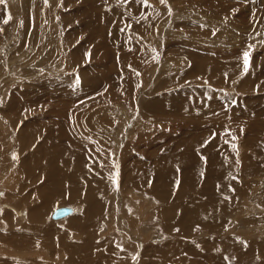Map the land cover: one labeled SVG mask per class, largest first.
I'll return each instance as SVG.
<instances>
[{"label": "rangeland", "instance_id": "1", "mask_svg": "<svg viewBox=\"0 0 264 264\" xmlns=\"http://www.w3.org/2000/svg\"><path fill=\"white\" fill-rule=\"evenodd\" d=\"M17 94L26 99H18L19 109L26 105L27 110L11 105ZM27 113L54 122L26 135L31 144L25 145L18 136L26 125L17 115ZM69 123L83 133L64 130ZM57 128L78 145L84 140L78 159H91L74 170L89 177L93 185L86 188L93 191L99 175L111 182L110 190L98 192L109 201L106 210L101 218L91 215L82 229L67 224L85 212L88 199L60 198L33 223L30 207L20 203L43 204L34 191L44 182L51 188L61 174L66 178L57 148L62 144L67 155L71 148ZM202 134L204 139L192 140ZM51 144L55 177L45 165L44 149ZM159 161L174 166L177 177H159L152 169ZM218 163L224 171L213 174ZM32 165L39 167L28 174ZM142 169L153 170V177L141 181ZM210 175L240 192L229 196L226 211L209 213L208 227L191 224L195 235L185 237L190 225L182 228L181 204L188 197L205 204L200 192ZM188 179L200 184L189 191ZM186 187L191 195L182 197ZM0 193V264H264V0H5L0 4ZM16 194L18 216L8 204ZM114 196L122 206L128 197L145 206L143 217L127 211L117 218ZM62 205L73 213L52 218ZM175 207L180 215L168 217ZM116 218L126 221L127 229L111 227ZM89 236L92 250H83L79 243ZM209 239L215 246L197 257L196 248ZM183 241L190 248L194 244V256L182 255Z\"/></svg>", "mask_w": 264, "mask_h": 264}, {"label": "bare ground", "instance_id": "2", "mask_svg": "<svg viewBox=\"0 0 264 264\" xmlns=\"http://www.w3.org/2000/svg\"><path fill=\"white\" fill-rule=\"evenodd\" d=\"M24 95H26V93H23ZM19 98H21L18 94L16 95V96H14L12 99H11V101H10V103H11V105L12 106H14V105H16V106H18V109H19V105H18V99ZM22 99V101L24 102H26V99H24V98H21ZM28 109V107L25 105L24 107H22V110H20L19 109V111L21 112V111H23V110H27ZM29 114H31V113H27V114H20V115H17V118H19L18 120L20 121V123L22 124V125H26L25 127H24V129H23V131H22V133H21V136H18L19 137V139H20V141L22 142L23 141V143L25 144V145H28V144H31V140H29L28 138H24L26 135H33V134H35V133H38V132H42V131H44V130H47V129H49V128H47V127H49V126H51L52 124H53V122H54V118H53V121H51V122H48V123H43L41 120H36V119H31V118H29L30 117V115ZM65 114H67V113H63V114H60L59 116H63V115H65ZM65 118H67V117H65ZM56 121V120H55ZM62 121V120H61ZM53 127V126H52ZM58 127V126H57ZM56 128V127H55ZM54 128V129H55ZM59 128V127H58ZM58 128H57V131H58ZM64 128V130H66L67 129V131H69V132H73V133H75V132H80V131H82L81 130V128L79 127V126H75V124H71V123H69V124H67L65 127H63ZM64 130H60V131H64ZM49 132V131H48ZM54 132V130L52 131V132H50L51 134H54L53 133ZM56 132V131H55ZM56 133H59V134H64V133H62V132H56ZM82 133H83V131H82ZM65 135V134H64ZM70 135V134H69ZM69 135L68 136H66V142H68V146L71 148V150H70V155H67V154H65L64 153V151H63V149H64V147H62V144H61V146L60 147H58L57 148V151H58V154H59V156H60V158L61 159H63V161H61V167L65 170V172H66V174H65V176H66V178H64L63 177V175L61 174V177L60 178H55L54 179V182H53V186L51 187V188H48L47 186H44L45 185V183L46 182H44V184L41 186V188H39V189H37L36 191H34L35 193H39V194H41L40 196H43L42 197V199L43 200H40V201H43V204H41V205H38V206H36L33 202H31L30 200H27V201H21L20 203L22 204V205H24V204H27L29 207H30V213H27L28 214V216H29V220H30V222L31 223H33L34 221H37V220H39V219H41V218H43V217H46V215H47V213L50 211V209H52L53 208V206H55L56 204V200H59L60 198L61 199H65V197L66 198H70V199H72V200H89L90 201V203H88L87 204V209L85 210V212H83L80 216H79V218L77 217V218H74V219H69V223L67 224V225H69L71 228H73L74 226H78V227H76L75 229H77V228H81V227H83L85 224H86V222H90L88 219L89 218H92V216L91 215H98V214H100L101 213V211L103 212V210H106V207H107V204H108V202L109 201H107L106 202V200H104L102 197H101V195L100 194H98V192L99 191H102V189L101 188H103L104 190L103 191H108V189H109V187H110V181H106V180H104V178H103V175H99V179H97V184H96V188H93V191L90 189V190H88L87 188L88 187H90L91 185H93L92 183H91V181H90V179H89V177H87V176H85L82 172H81V170H79V169H76V170H74V167H79L80 168V165H83V166H85V165H87V163H89V161H90V159H91V156H89V155H86L85 156V158H82L81 156H80V159H78V156H77V152L79 151L78 149L80 148V147H82L83 145H84V140H82L81 142L83 143H81V144H77V142L73 139V137L72 136H70L69 137ZM82 135V134H81ZM205 136L206 135H204V134H202V135H199V136H194V137H192V140H197L198 138L199 139H204L205 138ZM51 137V136H50ZM76 139H78L79 140V138L77 137V136H74ZM161 137V136H160ZM26 142H25V141ZM65 142V143H66ZM65 143H64V145H65ZM52 146L51 147H48V148H46V149H44L45 151H46V154H47V161H46V163H45V165H47L46 166V168H47V173H48V175H53L54 174V171H55V169H54V167H56L58 164H52V159H53V157L55 156V151H56V146L55 145H53V144H51ZM94 149V148H93ZM95 151V150H94ZM187 152V151H186ZM217 152V151H216ZM184 154H185V152H184ZM95 157H97V155H95ZM219 158V157H218ZM100 160V159H99ZM221 160V159H220ZM37 160L36 159H32V162H36ZM167 162V161H166ZM218 162V161H217ZM216 162V163H217ZM21 164H23V160L21 161ZM162 164H165L164 162H162ZM184 165H182L181 167H183ZM220 163H218V164H216L215 166H213V167H211V171H212V173L214 174V173H216V172H223L224 170L222 169V167L220 168ZM37 167H39V165H32L31 167H26V169H27V172H28V174H31L32 172H34L35 170H36V168ZM253 167H254V165H253ZM178 168V172H179V169H180V171H181V168L180 167H177ZM84 169H86V168H84ZM153 170H155V173L156 174H158V176L159 177H161L162 179H165L167 176H168V173H170V174H172L174 177H177V174H176V172H175V170H174V166H162L161 165V161H159L158 162V164L155 166V169L154 168H152ZM247 169V168H246ZM255 169V168H254ZM69 170H71V172L68 174V171ZM153 170H151V171H149V170H147V169H145L144 171H143V169H142V172H143V174L141 173V181H143V182H145L147 179H151L153 176L151 175V174H149V173H151ZM23 171V170H22ZM73 171H74V174H73ZM250 171V170H249ZM248 171V172H249ZM252 171H254V170H252ZM226 172V171H225ZM23 173V172H22ZM85 173V172H84ZM256 173V172H255ZM179 174V173H178ZM224 174H226V173H224ZM231 174V173H230ZM249 174H250V172H249ZM140 175V174H139ZM179 177L178 178H180V174L178 175ZM211 177H213L212 179H208V181H207V183L204 185L205 186V188L200 192L203 196H204V199H205V204L203 203L202 204V202L200 203L198 200H192L194 197H192V198H190V197H188V200L189 201H184V203H182L181 204V206H182V209H183V213H182V215H181V219H183V223H181V224H183L182 225V228H184V227H187V226H189V227H187V229H186V231H187V234H186V236L185 237H192L193 238V236L195 235V229L194 230H192V228H194L193 227V225H195L196 227H201V228H205V227H208L209 226V220H207L206 218L207 217H209V216H211V215H209V213H212V212H216L218 209H221L222 211H226L227 210V208L229 207V196H231V195H233L234 193H237V192H240V190L239 189H237V188H235V187H233V185H232V182L231 183H229L228 181H226V180H223V181H219V180H215L216 178H215V176L214 175H210ZM53 177H55L54 175H53ZM220 177V176H219ZM218 176H217V178H219ZM97 178V175L96 174H94L92 177H91V179L93 180V179H96ZM155 178H156V175H155ZM95 182H96V180H94ZM134 181V180H133ZM225 181V183H223ZM16 182V181H15ZM147 182H149V181H147ZM106 183L108 184V185H106ZM161 183V182H160ZM17 184V183H16ZM185 184H187V185H190V190L189 191H192V189L197 185H199L200 184V182H199V179H197V180H195V181H191L190 179H188L187 180V183H185ZM18 185H20V183L18 184ZM142 185V184H141ZM160 185H162V186H164L165 185V182L164 183H161ZM112 186V185H111ZM23 186H20V188H22ZM87 187V188H86ZM153 187V186H152ZM154 187H156V186H154ZM185 187V186H184ZM157 188H159V187H156V189ZM164 189H166V188H164ZM233 189H234V191H233ZM110 190V189H109ZM200 190V189H199ZM93 192H96V195H99V197L97 198L96 197V199L97 200H95V199H93L92 198V194L91 193H93ZM163 192V191H162ZM167 194V193H166ZM165 194V195H166ZM182 195V197L183 196H189V195H191L189 192H188V189H187V187L186 188H184L183 189V193L181 194ZM94 196H95V194H94ZM224 196H225V198H224ZM116 196H114V198H113V201H112V203H114V208H116V213H117V218L119 217L120 218V216H121V214L122 213H126L127 211H129V212H132V213H134L135 212V214H136V212H138L137 214H140L141 215V218L143 217L142 216V213H143V211L145 210L144 208H145V206H143L144 208H141L140 207V205L138 204V201L136 202L135 201V199H129V197H128V199L126 200V202L125 203H123V205L125 204V206H122V201H119V198H115ZM14 199H13V201H12V203H10V202H8V204L11 206V208H12V210L13 211H11V214H15V215H19V213H20V211H19V213L17 214L16 212V207L15 206H17L18 204H19V200H18V198H20L19 196H18V194H16L14 197H13ZM121 198H123V197H121ZM131 198V197H130ZM195 198H196V196H195ZM211 198V199H210ZM227 198V199H226ZM165 199H167L166 197H163V199L162 200H165ZM197 199V198H196ZM232 199H234V197L232 198ZM202 200V199H201ZM223 200L226 202V200L228 201V202H226L224 205H222L221 203L223 202ZM71 201V200H70ZM145 201V200H144ZM233 201V200H232ZM3 202V201H2ZM1 202V203H2ZM67 202V201H66ZM85 203V202H84ZM6 204V203H5ZM4 204V205H5ZM81 204V203H80ZM142 204V203H141ZM221 204V208H219L218 207V205H220ZM3 205V206H4ZM142 205H144V202H143V204ZM6 206H7V204H6ZM8 207V206H7ZM82 207V206H81ZM80 207V208H81ZM4 208V207H3ZM109 208V207H108ZM1 209H2V207H1ZM21 209V208H20ZM19 209V210H20ZM84 208H82V210H83ZM130 209V210H129ZM7 210H6V208L4 209V211L3 212H6ZM28 211V210H27ZM71 213H73V208H72V212H70V213H68L67 215H65V216H68L69 214H71ZM104 213V212H103ZM221 213V212H220ZM5 216H6V218L8 217V214H4ZM166 215H169L168 217H171V216H173V217H175L176 215H180V213L177 211V209H176V207L175 208H173V210L171 211H167L166 212ZM193 215V216H192ZM65 216H63V217H65ZM101 215H98L97 217L98 218H101L100 217ZM15 217L16 216H14V219H15ZM63 217H61V218H63ZM53 218V217H52ZM117 218H116V220L114 221L115 223L114 224H112V225H110L111 227H113L114 225H116V228H119L120 227V229H122V228H126L127 229V222L126 221H124V220H122V218L121 219H118L117 220ZM14 219H13V217H11V221L13 222L14 221ZM54 219H60V218H54ZM4 220V223H5V218L3 219ZM93 220H94V218H93ZM113 220V219H112ZM111 220V221H112ZM228 220V219H227ZM180 221H182V220H180ZM179 221V222H180ZM225 221V220H224ZM7 222H8V220H7ZM98 222V221H97ZM97 222H95L96 224H97ZM113 222V221H112ZM178 222V223H179ZM209 223V224H208ZM224 223V222H223ZM226 223H228V222H226ZM169 224V223H168ZM167 224V225H168ZM191 224H193V225H191ZM215 224V223H214ZM95 225V224H94ZM221 225V224H220ZM224 225V224H223ZM0 226H3V223H1L0 222ZM118 226V227H117ZM213 226V225H212ZM214 226H216V225H214ZM225 226V225H224ZM223 227V226H222ZM222 227H220V228H222ZM61 228V227H60ZM215 228V227H214ZM216 228H217V226H216ZM219 228V229H220ZM29 229H31V228H29ZM38 229V228H37ZM82 229V228H81ZM91 229V228H90ZM210 229H211V227H210ZM209 229V230H210ZM57 232H58V230L57 229H55ZM179 230H181V229H179ZM201 230V229H200ZM202 230H204V229H202ZM213 230V229H212ZM215 230V229H214ZM59 231H63V229L62 230H59ZM49 232V231H48ZM83 232V231H82ZM184 232V231H183ZM47 233V232H46ZM45 233V234H46ZM68 234H71V231H70V233L68 232L66 235H68ZM84 234H86V233H84ZM184 234V233H183ZM46 235H50L52 238H54V236H53V234L51 233V234H46ZM45 235V236H46ZM59 235H61V234H59ZM64 235H65V232H64ZM193 235V236H192ZM22 237H24V235H22ZM42 237V236H41ZM182 237V236H181ZM34 238V237H33ZM87 238V237H86ZM85 238V240L83 241V242H80L79 243V246L83 249V250H86V248H91V246L89 245V243H93V241H88V239H93L94 237L92 236H89V238H87L86 239ZM2 239V238H1ZM62 239V238H61ZM66 239V238H65ZM64 240V239H63ZM207 244H205L204 246H200L199 248H196V252H195V246H194V244H193V246H192V248H190V244L191 243H187V242H185V241H183V242H185L183 245H179L182 249H183V251H182V255H184V254H186V255H191V254H193V256H194V254L196 253V254H198V256L197 257H199V255H201L203 252H205V250H207V248L209 247V250H207V251H209V253L211 252V250H212V248H210V245L211 246H215L214 245V242L213 241H211L210 239L209 240H204ZM229 241V240H228ZM232 241H235V240H232ZM66 242V241H65ZM217 243V242H216ZM230 242H226L225 244H229ZM75 244V243H74ZM231 244V243H230ZM236 243H234L233 245H235ZM238 244L239 245H243V246H245V244L246 243H242V242H238ZM262 246H264V242L263 243H260ZM71 245H72V243H71ZM76 245V244H75ZM203 245V244H202ZM68 246H70V244L68 245ZM73 246V245H72ZM98 246V245H97ZM217 246V245H216ZM227 246L228 245H226V247H225V249H229V248H227ZM230 246V245H229ZM236 246V245H235ZM198 247V246H197ZM239 247V246H238ZM180 248V249H181ZM231 248V247H230ZM237 248V247H236ZM238 249V248H237ZM240 249V248H239ZM241 249H242V247H241ZM73 250V249H72ZM91 250H92V248H91ZM214 250H216L215 248H214ZM82 251V250H81ZM88 251V250H87ZM184 251H186V252H184ZM226 251V250H225ZM235 251H236V249H235ZM195 252V253H194ZM237 252V251H236ZM95 251L93 252V255L97 258V256H99V255H96L97 254V252L95 253ZM224 253V252H223ZM223 253H221V254H223ZM228 253V252H227ZM226 253V254H227ZM92 254V253H91ZM207 255H208V253H206ZM167 255V254H166ZM181 255V256H182ZM203 255H204V253H203ZM206 255V256H207ZM213 255V257H214V254H212ZM224 255V254H223ZM228 255V254H227ZM238 255V254H237ZM241 255H242V253H241ZM209 256H211V254L209 255ZM221 256V255H220ZM186 257V256H185ZM188 257V256H187ZM195 257H196V255H195ZM194 257V258H195ZM229 257H231V256H229ZM86 258H87V255H86ZM95 258V259H96ZM218 258H219V255H218ZM221 258V257H220ZM219 258V259H220ZM237 258H241V257H237ZM90 259H92V258H90ZM93 259H94V257H93ZM94 259V260H95ZM183 259V258H182ZM190 259V258H189ZM206 259H207V257H206ZM242 259V258H241ZM208 260H210V259H208ZM214 260H216L215 258H214ZM213 260V261H214ZM222 260H224V259H222ZM213 261H212V263H213ZM230 261V260H229ZM240 261V260H239ZM185 262V261H184ZM188 262H190V261H188ZM211 262V261H210ZM219 262V261H218ZM222 262V261H221ZM217 263V262H216ZM228 263V262H227ZM233 264H237L238 262H232ZM190 264V263H189ZM191 264H194V263H191ZM196 264V263H195Z\"/></svg>", "mask_w": 264, "mask_h": 264}, {"label": "water", "instance_id": "3", "mask_svg": "<svg viewBox=\"0 0 264 264\" xmlns=\"http://www.w3.org/2000/svg\"><path fill=\"white\" fill-rule=\"evenodd\" d=\"M72 212V207L69 206V205H62V206H59L57 207L53 214H52V217L53 218H61L65 215H67L68 213Z\"/></svg>", "mask_w": 264, "mask_h": 264}, {"label": "snow or ice", "instance_id": "4", "mask_svg": "<svg viewBox=\"0 0 264 264\" xmlns=\"http://www.w3.org/2000/svg\"><path fill=\"white\" fill-rule=\"evenodd\" d=\"M143 2L146 3L147 0H143ZM161 2L163 3L164 0H161ZM3 3H5V0H0V4H3ZM5 23H7V21H5ZM244 57H245V64L247 65V57H248V53L247 52L244 53ZM233 191H234V189H233ZM0 195H2V193H0Z\"/></svg>", "mask_w": 264, "mask_h": 264}]
</instances>
